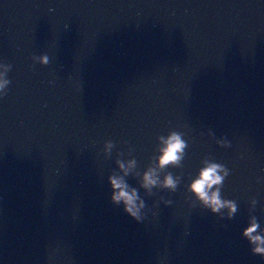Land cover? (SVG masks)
<instances>
[{
  "label": "water",
  "instance_id": "95a60500",
  "mask_svg": "<svg viewBox=\"0 0 264 264\" xmlns=\"http://www.w3.org/2000/svg\"><path fill=\"white\" fill-rule=\"evenodd\" d=\"M0 64V264H264L241 236L253 198L264 227V0H0ZM170 130L180 183L149 196L136 173ZM133 158L141 222L107 182ZM205 158L230 220L186 191Z\"/></svg>",
  "mask_w": 264,
  "mask_h": 264
},
{
  "label": "clouds",
  "instance_id": "9594fccd",
  "mask_svg": "<svg viewBox=\"0 0 264 264\" xmlns=\"http://www.w3.org/2000/svg\"><path fill=\"white\" fill-rule=\"evenodd\" d=\"M31 59L32 61L38 60L40 65H47L49 62V58L45 54L32 56ZM0 68L4 69L0 72V96H2L6 95L7 85L10 83L6 74L11 65L0 64ZM207 135L213 137L214 134L209 131ZM184 136V132L170 130L166 136L159 135L156 137L155 152L157 155H154V166H149L142 173H136V176H139V188L145 189L149 196L153 194L152 189L157 187L169 192L176 190L181 178L174 176L167 169L182 167L185 150L188 147V142L183 138ZM121 143L127 142L122 141ZM215 143L222 148L230 147V143L223 137L216 139ZM114 147V142L107 140L103 144V151L107 156H110ZM117 154L122 156L123 152H117ZM129 154H132V149ZM115 163L123 175H118L113 171L107 176V182L111 189L110 200L114 205L122 206L123 212L130 218L141 222L145 218L141 211L145 208V201L139 195L138 188L131 186L126 180L130 172L137 168V161L133 158L125 164L122 159H117ZM201 165L202 167L198 169L190 183L187 184L186 191L191 194L193 200L200 207L210 210L211 213L217 214L221 219H232L237 212V204L235 201L223 199L221 196V187L225 178L230 174L229 169L209 158L203 159ZM160 172L165 173L162 179ZM162 203L167 206L171 204V201L163 199ZM256 204L255 198L249 201L250 215L241 236L248 242L251 254L259 256L260 260L264 261V227H261L255 215H251Z\"/></svg>",
  "mask_w": 264,
  "mask_h": 264
}]
</instances>
